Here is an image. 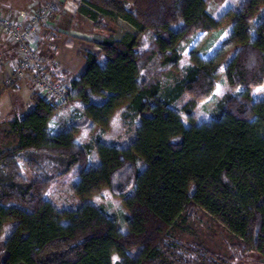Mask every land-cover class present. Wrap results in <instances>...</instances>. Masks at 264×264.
I'll return each mask as SVG.
<instances>
[{"label":"trees","instance_id":"obj_1","mask_svg":"<svg viewBox=\"0 0 264 264\" xmlns=\"http://www.w3.org/2000/svg\"><path fill=\"white\" fill-rule=\"evenodd\" d=\"M212 1L223 2L84 0L78 6L95 29H107L105 19H122L139 36L106 38L98 55H85V71L72 83L77 108L67 128L57 130L58 108L32 94L35 109L0 134L7 146L0 148V235L17 224L2 244L8 256L0 264H233L237 253L256 255L262 264L264 99H253L251 91L264 85V0H246L221 20L208 14ZM227 24L231 33L214 57L192 51V65L166 87L148 78L156 61L163 71L179 70L193 38ZM230 49L228 93L215 116L185 126L175 108L193 122L191 112L213 95ZM122 108L124 121L140 120L135 139L125 148L98 141L99 165L91 167L92 146L76 135L90 125L104 134ZM66 178L78 180L73 193L81 200L102 190L121 198L131 215L128 233L94 205L54 206L48 193ZM195 208L240 239L230 259L172 238L171 229Z\"/></svg>","mask_w":264,"mask_h":264},{"label":"rangeland","instance_id":"obj_2","mask_svg":"<svg viewBox=\"0 0 264 264\" xmlns=\"http://www.w3.org/2000/svg\"><path fill=\"white\" fill-rule=\"evenodd\" d=\"M26 0H14L7 4H0L2 7V12L13 13L22 11L23 9L30 8L34 12L39 11L42 7H45L51 0H29L25 3ZM84 0H62L57 2V10L51 19L56 21L59 14L61 15L65 4L70 5L72 9L75 5H81ZM246 0H223V2L218 3L212 1L208 5V14H211L216 20H221L223 16L228 11H238L242 4ZM7 6L9 8H7ZM6 15V16H8ZM104 24L107 26V29H96L92 30L91 25L87 26L86 22H81L80 27L87 29L90 34H93V40L96 42H102L104 39H113L118 36H125L128 34H133L139 36V33L126 21L122 19H117L116 21H111L105 19ZM61 27V26H59ZM231 25H223L220 30L209 32V33H199L198 36L193 38V41L189 46L182 51V61L179 63V70L166 69L163 71L161 69L160 63L158 61L154 62L147 69L148 78L154 80H159L162 84V87L169 86L177 78L183 76L184 69L192 65L190 60L191 52H195L196 55L204 58L210 59L214 57L218 50L223 48L224 43L228 40V37L231 33ZM64 39H58L57 43H62ZM60 41V42H59ZM235 54V49H230L227 53L226 58L218 66V80L215 86V91L213 95L205 100L200 102L196 109L191 112L193 116V122H191L186 114H184L179 107L175 108L178 114L181 115V118L185 126L189 127L191 124L200 125L203 123H209L216 114L218 103L221 99L225 98V95L228 93V84L225 74V68L228 61L231 60ZM43 61V60H42ZM7 78V77H5ZM3 79L0 78V134H5L11 130V123L16 118H21L27 115V113L32 112L36 107L35 102L32 99V90L25 85L12 87L2 84ZM76 92L73 90V93ZM251 96L253 99H264V85L263 87L254 89L251 91ZM183 101H186L184 99ZM77 106L73 103L66 105L64 107L58 108L59 112L56 113L58 121H55L54 125L57 130L67 128L70 121L75 115V109ZM124 113V108L119 109L117 113L112 116V124L104 134L99 133L98 128L91 129L90 125L88 128L83 129L76 135V140L79 143L84 145H91L92 149L90 150L89 163L92 166L99 165L97 158L95 157L96 146L98 141L106 144H115L121 147H127L137 134V127L140 125L139 119L124 121L122 116ZM0 138H2L0 136ZM5 144V143H4ZM3 141H0V148H4ZM7 147V146H5ZM12 148V147H9ZM44 161V159L42 160ZM26 172V171H25ZM27 177L32 178V174L27 173ZM78 182L76 179L66 178L61 182L55 184L52 190L48 193V199L57 206L60 210H78L85 205H94L104 209L113 220L116 221L117 228L124 234L128 233L129 220L131 215L129 211L122 203V199L113 196L109 191L102 190L98 195L87 199H79L74 191V185ZM14 205L12 203L8 206ZM16 223H10L5 226V231L0 235V258L2 260L7 259V252L3 248V242L6 241L11 235L12 231L16 227ZM172 238L181 242L185 245H198L207 250V252L213 256H220L222 258L230 259L233 252L232 249L238 247L241 243L240 239L235 235L230 234L221 224H217L207 212H204L202 209L195 208L183 214V216L178 220L177 224L171 229ZM236 259L233 264H261L260 259L256 255H247L243 258L240 253L236 254ZM113 260L115 262L121 261L118 256H114ZM163 264H176L171 262V260H165ZM190 264H206L204 262L195 261V263Z\"/></svg>","mask_w":264,"mask_h":264},{"label":"crops","instance_id":"obj_3","mask_svg":"<svg viewBox=\"0 0 264 264\" xmlns=\"http://www.w3.org/2000/svg\"><path fill=\"white\" fill-rule=\"evenodd\" d=\"M14 0H0V4L4 5ZM29 0H26L27 3ZM70 5L65 4L64 8L61 9L62 13L59 14L56 21L53 23L43 26L38 32L39 35V51L40 58L51 73L58 76L71 84L81 78L86 67V56L87 54L98 55L101 48L99 43L93 40V34H90L87 29L80 27L81 22H86L87 26L91 25L92 30L94 23L82 15L78 9L80 5H75L72 9ZM0 6V17H4L9 13L2 12ZM7 8H9L7 6ZM38 11L30 8L23 9L22 11L13 13L16 18L20 17L21 14H25L22 23L28 25L32 17ZM61 26V27H59ZM58 39L62 40V43H57ZM0 55L5 62L4 68L0 70V78L10 76L14 72V68L17 63V48L10 43L6 35L0 34ZM30 79H24L17 83L16 86L25 85L33 91L32 83ZM3 83V82H2ZM15 85L11 86L16 87ZM1 91V90H0ZM58 113V112H57ZM117 113V112H116ZM115 113V114H116ZM114 114V115H115ZM113 117L111 119L112 124Z\"/></svg>","mask_w":264,"mask_h":264},{"label":"built area","instance_id":"obj_4","mask_svg":"<svg viewBox=\"0 0 264 264\" xmlns=\"http://www.w3.org/2000/svg\"><path fill=\"white\" fill-rule=\"evenodd\" d=\"M51 0L42 7L30 20L28 25L21 21L25 14L16 18L14 15L0 17V34L6 35L10 43L17 48V63L14 72L4 79L2 84L13 86L21 80L30 79L35 95H40L54 107L61 108L72 103V84L51 73L40 56L39 31L43 26L51 24L56 10L57 2ZM116 41L122 36L113 38ZM0 55V70L5 62Z\"/></svg>","mask_w":264,"mask_h":264},{"label":"water","instance_id":"obj_5","mask_svg":"<svg viewBox=\"0 0 264 264\" xmlns=\"http://www.w3.org/2000/svg\"><path fill=\"white\" fill-rule=\"evenodd\" d=\"M262 264H264V261H262Z\"/></svg>","mask_w":264,"mask_h":264}]
</instances>
